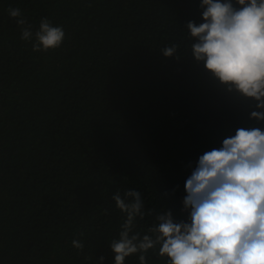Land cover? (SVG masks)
Masks as SVG:
<instances>
[{"label": "trees", "instance_id": "16d2710c", "mask_svg": "<svg viewBox=\"0 0 264 264\" xmlns=\"http://www.w3.org/2000/svg\"><path fill=\"white\" fill-rule=\"evenodd\" d=\"M201 3L0 0V264H115L116 192L139 191L154 210L138 219L142 234L157 213L190 222L185 184L199 157L237 129L264 131L251 118L258 101L194 57L187 24L204 22ZM10 8L33 34L44 18L62 27L61 45L33 51ZM158 251L147 264H166Z\"/></svg>", "mask_w": 264, "mask_h": 264}, {"label": "clouds", "instance_id": "9594fccd", "mask_svg": "<svg viewBox=\"0 0 264 264\" xmlns=\"http://www.w3.org/2000/svg\"><path fill=\"white\" fill-rule=\"evenodd\" d=\"M202 0L204 22L189 21L187 28L196 42L191 50L229 91H238L258 101L251 118L264 121V0ZM9 15L21 26V39L33 41V51L58 48L65 38L62 27L44 18L34 34L19 8ZM179 45L165 47L173 56ZM184 209H190V222H175L172 212L157 213L156 223L147 234L137 231V222L154 210L144 209L141 193L116 192L112 199L125 214L119 239L111 242L115 264L139 253L140 264L146 254L159 245L158 255L166 264H264V131L237 129L220 149L199 157L185 184ZM75 248L83 250L79 240ZM105 257L99 258L103 264Z\"/></svg>", "mask_w": 264, "mask_h": 264}]
</instances>
